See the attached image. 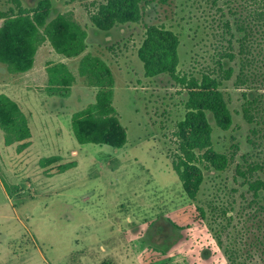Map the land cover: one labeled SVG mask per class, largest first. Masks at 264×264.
<instances>
[{
  "label": "rangeland",
  "instance_id": "rangeland-1",
  "mask_svg": "<svg viewBox=\"0 0 264 264\" xmlns=\"http://www.w3.org/2000/svg\"><path fill=\"white\" fill-rule=\"evenodd\" d=\"M20 1L31 7L39 0ZM101 1L51 0L50 17L71 11L88 32V51L109 65L113 105L127 130L126 145L114 149L75 141L71 114L93 102L96 94L82 79L52 95L35 86L36 100L27 101L22 110L53 141L35 151L43 154L48 147L61 146L76 166L56 176L46 190L30 182L40 174L31 178L14 174L13 164L23 155L9 152L0 161V181L11 197L0 190V264H232L233 257V264H264L256 239L258 209L249 204L244 180L235 170L245 171L246 162L257 163L261 169L254 178H264V123L257 128L259 134L250 132L242 117V100L232 86L234 78L224 82L221 90L233 123L223 131L210 116L209 122L213 149L225 153L230 162L223 171H204L196 200L189 201L171 168L173 132L184 114L185 94H178L166 75L145 78L136 55L144 24L163 25L179 36L178 70L186 74L213 67L230 51L229 43L236 51V40L245 39L249 70L260 81L259 93H264V14L259 15L264 13V1L170 0L147 10L143 22L108 32L92 27L88 19ZM12 7L11 0H0V13ZM238 24L249 27L238 31ZM1 66L5 65L0 64V93L9 95L6 89L15 80ZM52 109L55 112H49ZM1 164L7 166L5 172ZM54 166L49 171L56 173L61 165ZM30 171H37L35 165ZM62 185L64 189H59ZM195 207L206 213L202 229H176L195 220L199 214ZM159 225L168 236H157L164 233ZM149 245L169 249L159 257L147 249Z\"/></svg>",
  "mask_w": 264,
  "mask_h": 264
},
{
  "label": "trees",
  "instance_id": "trees-1",
  "mask_svg": "<svg viewBox=\"0 0 264 264\" xmlns=\"http://www.w3.org/2000/svg\"><path fill=\"white\" fill-rule=\"evenodd\" d=\"M169 1L103 0L95 5L88 19L92 27L106 32L116 26L141 23L147 10L166 5ZM11 2L13 7L0 13V64L5 65L9 74H26L35 67L43 69L44 76L38 77L37 82L43 83L50 93L66 91L80 79L87 87L95 88L94 101L72 113V134L78 144L122 149L127 142V130L113 106L114 77L109 65L88 51L85 27L74 19L69 10L60 11L51 18V0H39L31 7H23L20 0ZM263 14H259L261 18ZM248 27L238 24L237 29L245 32ZM236 43V51L234 45L229 43L230 51L221 54L213 67H204L194 74L181 73L178 70L179 36L163 25L144 24L143 37L136 53L142 63L144 77L166 75L177 85L178 94H185L184 114L173 132L175 154L171 168L191 202L196 200L200 191L204 171H223L230 162L225 153L213 149L209 122L210 116L215 126L223 131L233 123L221 90L223 83L234 78L232 86L242 100V117L250 125L253 135L259 134L257 128L264 123L256 120L264 118L259 116L264 112V93H259L260 81L249 70L251 61L247 40H236ZM44 49H47L49 56L39 62ZM73 59H77V63L71 67L69 61ZM0 130L4 145L18 144V151L28 146L30 129L27 118L5 94H0ZM54 161L55 157H49L40 159L38 164L43 166ZM73 165V162L63 164L57 171ZM260 169L259 164L247 162L245 171L235 168L238 176L244 180L249 204L257 206L260 225L256 239L264 252V178H254V172ZM195 208L199 213L195 220L184 226L176 225V229L187 230L191 226L202 229L206 213L201 207ZM223 214L230 218L226 212ZM147 249L164 257L169 248L150 246Z\"/></svg>",
  "mask_w": 264,
  "mask_h": 264
},
{
  "label": "crops",
  "instance_id": "crops-1",
  "mask_svg": "<svg viewBox=\"0 0 264 264\" xmlns=\"http://www.w3.org/2000/svg\"><path fill=\"white\" fill-rule=\"evenodd\" d=\"M111 30H109V31H111ZM106 32H108V31H106ZM88 37H89V35H88ZM47 56H49V53L47 52V49H44L42 51L41 56H40L39 62L42 61L43 59H45ZM76 63H77V59L70 60L69 66L73 67L76 65ZM1 68L2 69L4 68L5 71L7 72L5 67L1 66ZM7 74L10 76H13V79L15 81L6 89V91H9L8 93L11 96L6 95V94L5 95L8 96L10 99H12L18 105V107L21 109L22 112H23L22 109L28 106L27 101L30 102L31 101L30 99L36 100L37 94L35 92H33V90H32V89H34L35 86H38V85L43 86L44 91L47 94L52 95V93L47 91V89L43 83L37 82L38 77L42 78L44 76V70L40 69L39 67H35L34 70L29 71L26 74H9L8 72H7ZM52 111H54V110L53 109L49 110V112H52ZM27 122H28V126L30 129V138L28 141L29 144L22 151L17 150L18 144H12L9 146L4 145L3 134H2V131L0 130V161L6 160L7 155H9V152H13V154L23 155V157L21 158V160L18 163H16L15 165L13 164V169L15 168L14 174L22 175L25 178H29V177L31 178V176H34V174H40V175H36L37 176L36 180H33V181L31 180L30 182L31 183L35 182V183H37L38 186L40 185L41 187H44L47 190L52 186L51 183L53 182V180L56 176H58V175L63 176L68 170L75 168L76 162L71 159L72 156L69 154L68 150L61 147V146H59V147L54 146V148H52V150H51V148L48 147L45 149V152L43 154H39L37 151H35L37 149L38 145L39 146L44 145V144L53 145V141L50 137H47V135L44 131H38L36 129V126L33 124V121H31L27 118ZM70 123H71V118H70ZM70 128H71V125H70ZM53 139L56 140L57 138H53ZM49 157H55L56 161L51 162V163H45L43 166L38 164V161L40 159H45V158H49ZM70 162L74 163V165L71 168L65 169L63 171H58L56 173L49 171V168H51V166H53V165H55L54 167H58L59 165L67 164ZM1 165L4 168V172H5V168L7 166H5L3 164H1ZM34 165L37 168V171H35V173L30 171V168L34 167ZM10 174L11 173H5L6 176H12ZM12 174H13V172H12ZM40 176H41V178H40ZM16 177L14 176V178H16ZM64 187L65 186L62 185V186H60L59 189H64ZM0 190L2 191V193L4 194V196L7 199L11 200L10 194H8L6 187L4 186V184L1 181H0Z\"/></svg>",
  "mask_w": 264,
  "mask_h": 264
},
{
  "label": "flooded vegetation",
  "instance_id": "flooded-vegetation-1",
  "mask_svg": "<svg viewBox=\"0 0 264 264\" xmlns=\"http://www.w3.org/2000/svg\"><path fill=\"white\" fill-rule=\"evenodd\" d=\"M159 226H162V227H163V229H164V233H163V234L158 233L157 236H159V237H162V236L166 237V236H168V234L166 233L167 231H166L165 227H164L163 225H159ZM157 236H155V237H157ZM156 245H157V244H156ZM159 245H160V243L158 242V246H159ZM150 246H153V245H149V246H147V248H149ZM165 248H166V247H165Z\"/></svg>",
  "mask_w": 264,
  "mask_h": 264
},
{
  "label": "clouds",
  "instance_id": "clouds-1",
  "mask_svg": "<svg viewBox=\"0 0 264 264\" xmlns=\"http://www.w3.org/2000/svg\"><path fill=\"white\" fill-rule=\"evenodd\" d=\"M129 222H131V221H129Z\"/></svg>",
  "mask_w": 264,
  "mask_h": 264
}]
</instances>
